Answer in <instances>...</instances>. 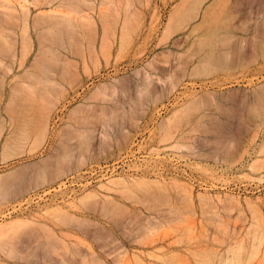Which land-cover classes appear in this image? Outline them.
Returning <instances> with one entry per match:
<instances>
[{"label": "rangeland", "instance_id": "1", "mask_svg": "<svg viewBox=\"0 0 264 264\" xmlns=\"http://www.w3.org/2000/svg\"><path fill=\"white\" fill-rule=\"evenodd\" d=\"M26 5L0 20V264H264V154L236 150L262 136L264 0Z\"/></svg>", "mask_w": 264, "mask_h": 264}, {"label": "bare ground", "instance_id": "2", "mask_svg": "<svg viewBox=\"0 0 264 264\" xmlns=\"http://www.w3.org/2000/svg\"><path fill=\"white\" fill-rule=\"evenodd\" d=\"M26 1H28V0H26ZM26 1H25V3H23L25 5L20 4L18 6H14L12 4H7V5L10 6L9 7L10 11L9 12L8 11H2V14H0V15H2V17H0V20L2 21V24L4 23L6 25V26H4V28L2 27L3 29H5V27H7L9 24H13L14 25V24H19L21 22L22 24L27 25L30 22V16H29L30 10L28 9V7L26 5ZM23 2H24V0H23ZM45 2H46V0H45ZM27 3H29V2H27ZM1 5L6 6L4 4H1ZM9 70H12V67L9 68ZM0 86L1 87H5V83L4 82H0ZM254 164H252V168L255 169V168H257V164H261V161L257 160V161L254 162ZM106 179H104V180H106ZM246 203H247L249 209L252 211L253 215H255V214L259 215L258 211H257V203L256 202H253L251 200H246ZM72 204H74V203H70V205H72ZM58 210H60V208L53 209V211H55V212L58 211ZM255 217L256 216H254V218ZM257 218L258 217H256V219ZM18 222L19 221H17V220H15V221L13 220V221H10V222L8 221V222L1 223L0 224V232L8 229L9 226H13L14 227L15 225L18 224ZM236 255H238V254H236ZM235 259H238V257H235ZM228 264H237V263L234 262V263H228Z\"/></svg>", "mask_w": 264, "mask_h": 264}, {"label": "crops", "instance_id": "3", "mask_svg": "<svg viewBox=\"0 0 264 264\" xmlns=\"http://www.w3.org/2000/svg\"><path fill=\"white\" fill-rule=\"evenodd\" d=\"M253 106V105H252ZM262 136L259 137L258 140H256V142H247V143H243L241 145L236 146V150L238 151H242V153H244L245 151H247L249 149L250 154H264V111L262 113ZM250 146V148H249ZM241 153V154H242ZM259 163V162H258ZM257 168L258 169H264V156L261 159V164H257Z\"/></svg>", "mask_w": 264, "mask_h": 264}, {"label": "built area", "instance_id": "4", "mask_svg": "<svg viewBox=\"0 0 264 264\" xmlns=\"http://www.w3.org/2000/svg\"><path fill=\"white\" fill-rule=\"evenodd\" d=\"M117 168L116 167H112L111 169H107V172H109V173H112L113 171H115ZM78 180H76L75 178H70L69 180H67V184H72L73 185V187H74V185H76L77 187L79 186V185H82V182L81 183H79V182H77ZM74 182H76V183H74ZM76 187V188H77ZM18 210V208L16 209H14V214L16 213V211ZM8 213H11L10 211L8 212Z\"/></svg>", "mask_w": 264, "mask_h": 264}]
</instances>
